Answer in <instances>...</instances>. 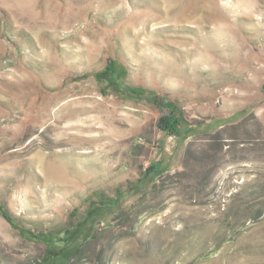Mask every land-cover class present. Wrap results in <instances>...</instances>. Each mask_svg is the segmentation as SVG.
Masks as SVG:
<instances>
[{"label":"rangeland","instance_id":"374dc122","mask_svg":"<svg viewBox=\"0 0 264 264\" xmlns=\"http://www.w3.org/2000/svg\"><path fill=\"white\" fill-rule=\"evenodd\" d=\"M0 264H264V0H0Z\"/></svg>","mask_w":264,"mask_h":264},{"label":"trees","instance_id":"16d2710c","mask_svg":"<svg viewBox=\"0 0 264 264\" xmlns=\"http://www.w3.org/2000/svg\"><path fill=\"white\" fill-rule=\"evenodd\" d=\"M113 63V61H112ZM111 66L109 67V65L107 66V70H110ZM171 112L173 115H171V117H167V118H160V120L157 123V127L159 128V130L163 131V132H167V133H171V132H175L178 130L179 127V120L177 119V117L175 116V107L172 106L171 107Z\"/></svg>","mask_w":264,"mask_h":264}]
</instances>
